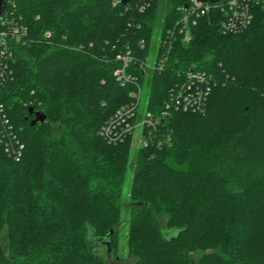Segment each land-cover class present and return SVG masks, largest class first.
Returning a JSON list of instances; mask_svg holds the SVG:
<instances>
[{
    "label": "trees",
    "instance_id": "obj_1",
    "mask_svg": "<svg viewBox=\"0 0 264 264\" xmlns=\"http://www.w3.org/2000/svg\"><path fill=\"white\" fill-rule=\"evenodd\" d=\"M188 1L14 0L29 40L15 48L3 99L26 149L19 160L0 154V264H107L96 239L111 230V254L125 251L130 264H264L261 8L237 33L213 8L189 41L177 39L165 70L132 65L147 76L155 113L178 70L196 64L215 77L204 112L167 119L172 145L136 147L132 162L131 140L99 133L134 88L116 79L117 54L145 58L155 30L174 25ZM29 108L46 121L31 125Z\"/></svg>",
    "mask_w": 264,
    "mask_h": 264
},
{
    "label": "built area",
    "instance_id": "obj_2",
    "mask_svg": "<svg viewBox=\"0 0 264 264\" xmlns=\"http://www.w3.org/2000/svg\"><path fill=\"white\" fill-rule=\"evenodd\" d=\"M120 0H114V4ZM187 7L180 8V16L175 24L160 28L159 51L154 64L150 63V55L138 57L131 48L120 51L116 58L120 65L115 69L116 79L122 86L132 84L131 100L118 107L101 125L99 133L109 143L118 144L131 140L137 148L152 147L162 149L173 143L172 127L169 124L172 112H204L210 94L217 84L211 72L192 64L178 70L176 77L169 88V97L165 107L155 113L149 109V98L146 103V112L140 111L142 104V81L132 70V65L144 69L145 74L165 70L179 37L189 41L193 27L200 18L207 15L213 8L224 14L221 28L224 32H242L250 27L258 13L264 11V0H219L216 3L202 0H189ZM8 5H10L8 9ZM16 3L7 0V8L0 15V154L5 153L10 158L19 160L26 149L9 115L3 99V89L14 78L15 48L19 43L29 40V27L23 18L16 15ZM149 4L142 5L144 10ZM50 38L51 32H46ZM141 47L145 48L146 41L141 39Z\"/></svg>",
    "mask_w": 264,
    "mask_h": 264
},
{
    "label": "rangeland",
    "instance_id": "obj_3",
    "mask_svg": "<svg viewBox=\"0 0 264 264\" xmlns=\"http://www.w3.org/2000/svg\"><path fill=\"white\" fill-rule=\"evenodd\" d=\"M156 34L154 35V38H153V41L150 45V49H149V55H150V63L154 64L156 59H157V54H158V51H159V36L161 34V30L160 28L158 27L156 30H155ZM147 78V76H144V79L142 81V104L140 106V111L142 113H145L146 112V101L148 100V98L150 97V85L149 83L147 82V80L145 79ZM131 159H132V162H133V158L135 157L136 155V152H137V148L136 146L133 144V142H131ZM133 175V168L130 167L129 168V172H128V177H127V182H126V186H125V190L128 191L132 185V176ZM129 196V194H128ZM129 209L126 208L125 212H126V217H129ZM126 240H127V233H125L123 235V239H122V244L125 245L126 243ZM2 242L5 241V238L3 237L1 239ZM100 248V249H99ZM97 252L102 255V256H105L106 259L108 260V263L107 264H130L131 262V259H129L126 255V252L123 251L121 252L120 250V255L121 257H117L115 254H111L110 257H108L106 255V249L103 247V246H99ZM203 252H200L198 254H193V257L195 259H197Z\"/></svg>",
    "mask_w": 264,
    "mask_h": 264
},
{
    "label": "water",
    "instance_id": "obj_4",
    "mask_svg": "<svg viewBox=\"0 0 264 264\" xmlns=\"http://www.w3.org/2000/svg\"><path fill=\"white\" fill-rule=\"evenodd\" d=\"M131 0H122V2L124 4L129 3ZM202 1H210L212 3H216L219 0H202ZM187 7V4L185 5ZM6 9V1L5 0H0V15L3 13V11ZM29 112L30 114L34 113V118L31 119L30 124L31 125H36L37 123H43L46 121L47 119V115L43 112V111H34L33 108H29ZM113 230H111L110 234L106 237V238H98L96 239V237H94L93 233H91V238L92 239H96L97 243L99 245H102L106 250H107V254L108 257L111 256V247H110V241H109V237L112 234Z\"/></svg>",
    "mask_w": 264,
    "mask_h": 264
}]
</instances>
